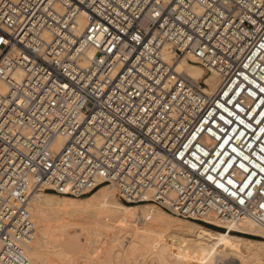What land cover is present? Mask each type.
<instances>
[{"label": "built area", "instance_id": "1", "mask_svg": "<svg viewBox=\"0 0 264 264\" xmlns=\"http://www.w3.org/2000/svg\"><path fill=\"white\" fill-rule=\"evenodd\" d=\"M103 187L264 223V0H0V264H30L34 192Z\"/></svg>", "mask_w": 264, "mask_h": 264}, {"label": "bare ground", "instance_id": "2", "mask_svg": "<svg viewBox=\"0 0 264 264\" xmlns=\"http://www.w3.org/2000/svg\"><path fill=\"white\" fill-rule=\"evenodd\" d=\"M166 57L170 58L169 53H166ZM177 69H180V73L193 84L203 80L208 87H201V89L206 94H212L218 88L219 83L216 76L212 74L204 77L205 71L199 66L181 60L177 64ZM136 209L144 215V218L137 217L144 223L146 219V224L139 228L135 225ZM29 211L34 225V235L28 243L27 251L30 264H49L52 254L62 255L63 248L72 243L69 242L64 247L56 242L55 238L62 237L63 234H59L58 228L51 225L53 215L82 216L89 222L92 221L91 225L103 224L107 228L130 231L132 236L126 245L127 248H123L122 241L120 252L134 251L137 245L141 247L143 244L144 246L145 242L150 244L154 252L151 253V249L148 250L147 247L146 250L142 249L148 250L147 252L150 253L148 256L151 258L154 253L161 263L167 264L171 258L176 264H183V262L214 264L212 260L217 255L224 258L234 257L239 264H264V223L258 224L247 218L224 224L218 222L213 216L204 219L207 224L222 226L226 229L225 232H220L201 225V223L170 215L151 204H123L118 200L114 191L106 187L81 198L59 196L39 190L34 192L30 199ZM230 231L255 235L262 240L231 234Z\"/></svg>", "mask_w": 264, "mask_h": 264}, {"label": "rangeland", "instance_id": "3", "mask_svg": "<svg viewBox=\"0 0 264 264\" xmlns=\"http://www.w3.org/2000/svg\"><path fill=\"white\" fill-rule=\"evenodd\" d=\"M177 71L181 72L180 69H177ZM135 212H136V214L134 215V218L136 220L135 225L138 228L144 226L143 224H146V219L144 223L142 219L137 217V216H141V218H144L143 217L144 215L141 214L142 212L139 211V209H136ZM55 216L56 215L52 216L53 219L51 220L50 223L52 226L58 228L57 231L59 234L64 235V236L62 235V237L57 236L58 238L57 237L55 238L56 242L58 244H62L64 247L68 245L69 242L72 243L69 244L68 247L63 248L64 251L62 252V255L60 254L56 256L52 254L50 256L51 264H166L159 262L157 256H155L154 253L153 255L151 254L153 258H151V256H148L149 253L147 252L148 250L151 249L150 250L151 253L154 251L152 250L150 244H146L145 242H144V246L143 244L141 247L138 245H137L138 247L136 246L137 251L136 250L125 251L121 253L120 252V250H122L121 242L123 241L124 243L123 248L126 249L127 248L126 245H128L129 243L128 241H130V237L132 236L131 235L132 233L130 231L111 229L105 227L103 224H95L94 222H93L94 225H91L92 221L89 222L82 216L81 217L80 216L68 217L67 215H63V216L57 215L56 217ZM196 223H201V222H196ZM201 225L207 226L211 229L220 232L226 231V229L222 226H216L207 223H201ZM230 233L239 236H244L250 239L262 240L260 237L251 234L240 233L237 231H230ZM146 247L149 248L147 251H145L147 249ZM142 248L143 249L145 248V250H143ZM143 251L144 253H142ZM140 252L144 255H142ZM146 252L147 254L145 255ZM140 255H142L143 257ZM154 257L157 260L154 259ZM220 257L221 256H217V255L214 256L212 262L214 264H239L238 260L235 259L234 257L231 256L227 258L224 257L220 258ZM167 264H176V262L175 260L170 258ZM183 264H190V263L183 262Z\"/></svg>", "mask_w": 264, "mask_h": 264}, {"label": "trees", "instance_id": "4", "mask_svg": "<svg viewBox=\"0 0 264 264\" xmlns=\"http://www.w3.org/2000/svg\"><path fill=\"white\" fill-rule=\"evenodd\" d=\"M200 224V223H199Z\"/></svg>", "mask_w": 264, "mask_h": 264}]
</instances>
